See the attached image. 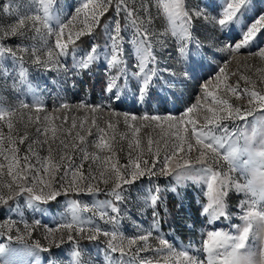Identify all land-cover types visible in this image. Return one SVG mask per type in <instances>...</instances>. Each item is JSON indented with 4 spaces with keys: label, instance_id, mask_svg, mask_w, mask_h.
<instances>
[{
    "label": "snow or ice",
    "instance_id": "1",
    "mask_svg": "<svg viewBox=\"0 0 264 264\" xmlns=\"http://www.w3.org/2000/svg\"><path fill=\"white\" fill-rule=\"evenodd\" d=\"M151 2L152 0H149L150 6ZM30 3L35 5L32 13L18 18L7 31L0 32V39L6 36L23 37L28 30L40 34L46 47L43 54L45 58L42 59L39 50L34 46L33 63L49 71H63L64 76L71 80L72 88L76 87L77 81L84 75L91 76L94 67L103 68L105 78L101 90L104 94L102 102L95 106L83 102L78 107H84L93 114H102L113 102L116 105L122 103L130 89L134 90L135 100L144 102L170 92L171 86L176 83L177 70L170 65L161 67V62L154 52L153 45L157 42L154 38L157 34L151 31L153 18L150 9L141 19L135 6L129 7L128 0H115V3L113 0H82L79 6L68 5L76 15L65 23L61 19L60 11L53 8L57 0H30ZM11 7L3 6V10L8 12ZM219 7L216 16L209 18L199 7L189 9L186 0H157V11L162 9L170 24V34L175 38L174 59L177 63L186 65L183 69L185 77L194 76L199 63L194 58L199 54V48L193 43L194 20L203 19L213 27L230 33L226 37L232 41L227 46L230 56L248 48L258 33L264 34V10H257L254 0H224ZM113 9L115 14L106 24L101 25L102 19ZM252 12L256 14L253 16ZM121 14L126 21L123 26L119 19ZM81 16L83 27L74 32L69 31L66 35L65 30L74 28V22ZM101 26L108 38L105 45L93 43L88 53L74 59L69 67L67 61L62 58L76 52L77 40L84 35H92L94 30ZM237 26L240 29V38L233 40V36L237 34ZM41 29L45 32L42 33ZM169 30H166L165 35ZM48 38L54 39L50 42ZM125 43L129 45L130 56L125 55ZM161 47H164V44H161ZM19 50L27 51L26 48ZM17 51L0 43V77L4 79L12 77L14 87L18 79L20 85L31 90L33 85L28 78V69L21 63L17 73L15 67H10L6 63L8 60H11L13 65L17 61L22 62L23 58L17 56ZM256 54L264 58V48L259 49ZM230 63V60L225 62L212 78L202 84L205 104L198 98L179 115L137 117L125 114L123 133L117 131V124L111 119L99 122L94 118L91 121L92 126L88 128L84 126L85 121L78 124L75 120L70 127L59 125L49 128L46 123L48 117H45L44 125L36 127L37 139L34 141L41 148L46 146L48 155L44 157L34 151L31 145L28 154L18 156L19 148L10 145L22 144L28 138L27 131L17 141L11 135L13 122L7 120L10 134L7 137L8 144L0 147V156L8 162L7 175L16 184V189H13L12 184L8 185V199H12L17 191L27 192L30 203L55 200L70 191L98 194L101 189L91 182L96 180L97 176H94L92 171L85 175L84 161L91 162L90 166L91 164L96 166L93 171L103 178L102 182L105 185L111 184L106 191L112 200L97 205L101 210V218L112 226L111 230L103 229L92 220L83 218L81 213L89 212L91 209L87 206L81 208L78 201H71L70 220L60 224L59 229L66 230V240L73 247L67 253L50 255L46 264H90V261L83 258L85 250L80 247V240L97 241L100 236L108 238L106 241L108 264H124V256L134 257L141 252L149 251L147 242L152 237V232L132 237L125 236L120 231V221L124 211L122 206H126L128 199L126 186L147 178L150 186L144 190L143 196L138 198L143 201L145 210L151 209L153 228L160 223L158 206L164 202L163 191L158 185L151 184L152 178L158 176H174L176 185L171 187L172 192H176L177 187L189 179L204 184L206 187L203 191L207 203L201 206V214L207 215L211 222L222 217L229 218L225 197L230 187L250 194V199L245 201L246 207L242 205V223L231 225L235 229L234 233L217 229L207 233L202 242V250L206 253L205 260L189 256L190 250L177 252L167 238L157 235L160 247L155 252L159 254L166 250L168 255L165 256V261L174 258L180 264H264V123H258L251 135L245 134L239 128L230 131L228 125L224 123L225 120H245L247 116L252 115L254 108L264 109V90H256L257 82L250 75L227 73L226 68ZM255 71L260 73V82L264 83V69ZM230 76L237 77L234 83L228 82ZM241 80L245 82L246 87H241ZM64 82L67 83V80ZM213 84L214 89L210 88ZM36 88H39V84ZM229 94L236 100H246L251 107L243 109L234 106L225 98ZM33 96L35 101L33 105L21 102L20 107L25 109L35 107L36 112H40L43 106L35 92ZM103 100H107L108 103H103ZM60 107L68 109L69 104L62 103ZM12 115L14 110H0V121ZM112 115H116L115 111H112ZM138 120L148 124L137 126L135 122ZM129 121L133 123L130 124ZM163 124H166V129ZM93 127L96 129L95 136L89 140L88 137L93 136ZM142 127L159 128L156 133L159 139L147 132L141 135ZM40 137L43 139H39ZM145 137L147 153L141 148ZM121 141H127L129 150L127 165H120L118 161L117 154L123 150ZM153 145H156L155 151ZM90 147L106 154L90 152ZM77 153L81 163H77ZM146 155L148 158H145ZM32 158H35V163ZM220 161L227 162L229 171L239 170L241 175H246L248 177L246 183H233L226 175L222 177L221 172L213 167L214 163ZM3 169L5 164L0 163V170ZM61 171L65 176L70 173L72 177L67 181L66 187L62 179L60 186H54V181ZM44 176H48L49 179L44 180ZM0 202H7L3 195H0ZM108 209L115 215L109 216ZM25 227L27 228V225ZM59 229L49 228L48 234L52 235ZM17 239L22 240L23 237ZM250 241L257 242V246L253 247ZM64 242L63 233L59 237V242L53 240L57 248ZM37 250L49 253L52 251L50 247L42 248L38 241L34 247L25 246L23 249H10L0 244V264H35ZM116 253L120 254L119 258L115 256ZM143 264H152V261L144 260Z\"/></svg>",
    "mask_w": 264,
    "mask_h": 264
},
{
    "label": "rangeland",
    "instance_id": "2",
    "mask_svg": "<svg viewBox=\"0 0 264 264\" xmlns=\"http://www.w3.org/2000/svg\"><path fill=\"white\" fill-rule=\"evenodd\" d=\"M114 1V0H113ZM82 0H57V4L53 6L54 10H59L61 19L66 23L76 13L73 9L68 8V5L79 6ZM115 3V2H114ZM157 0H152L151 6L149 0H128L129 7L135 6L137 14L141 16V19L147 15V12L151 11V31L156 33L154 38L157 42L154 43L153 49L161 62V67L173 66L177 70L176 83L171 86L170 92L156 96L151 100L144 102H138L134 99V90L130 89L127 93L126 99L119 105L114 102L110 108H106L103 113L93 114L84 107H78L83 102H87L93 106L99 105L103 99V93H98V98L93 101L87 98V94L83 91H88L89 79L85 76L81 80L77 81L76 87L72 88L71 80L64 76L63 71L57 72L55 70L49 71L45 68L38 67L33 63L32 51L33 47L39 50L42 59L46 47L43 42V38L40 34L28 30L25 36H6L0 39V43H3L7 47L13 48L17 51V56L22 57L23 60L17 61L15 65L11 60L6 61L10 67H15L16 72L19 71V65L22 63L23 67L28 69L29 80L32 82L33 88L30 90L27 87L20 85L19 80L16 81V86H13V78L9 77L4 79L0 77V110H14V115L6 117L4 121H0V147L8 144L7 137L10 134L7 128V120L13 122L14 128L11 133L13 137L18 141L25 131H27L28 138L24 142L17 143L16 145H10L12 147H18V156L23 157L28 154L29 145L32 146L34 151L39 152L41 157L47 156L48 152L45 148H41L39 144L34 143L36 137V127L43 126L44 118L48 117L47 126L49 128L59 125H65L70 127L73 120L78 124L81 121H85V128L91 127L92 119H97L99 122H103L111 119L112 122L117 124V131L119 133L125 132L124 115L128 116H143V115H179L188 106L199 98L201 103L205 104V99L202 96L203 88L202 84L212 78L218 68L223 66L225 62L231 61L226 68L227 73L238 72L245 76H251L254 81L257 82L256 90H264V83H261L260 73L255 71L256 69H264V58L259 57L256 53L259 49L264 48V34H257V37L253 40L248 48L241 49L239 53H232L231 56L228 52V45L232 43L231 40L226 39L230 33L221 31L218 27L206 23L203 19L194 20V27L192 35L194 37L193 43L199 48V54L194 58L199 62L196 68L194 76L191 78L183 75V69L186 65L177 63L174 59L176 48L175 38L170 34V24L167 17L163 15L162 9L158 12L156 8ZM224 3V0H186V6L191 9L193 7H199L202 11L208 14L209 18L215 17L217 11L220 10V5ZM11 5V9L8 12L3 10V6ZM254 5L257 10H264V0H254ZM35 5L30 3V0H0V32L7 31L18 18L32 13ZM115 14L113 9L111 16L106 19L103 24H106L109 19ZM252 12L251 15H255ZM83 17L74 22L75 27L66 29V35L69 31H76L82 24ZM122 26L126 23L123 14L119 17ZM102 24V25H103ZM166 30L167 35H165ZM239 26H237V34L233 36V40H238ZM44 33L45 30L41 29ZM131 30H129L130 34ZM87 37V45L75 46L76 52L68 57L62 58L67 61L69 67H71L74 59H79L86 55L90 49V45L93 43L96 45L104 46L107 41V35L103 26L99 30H94L92 35H84ZM83 36V37H84ZM51 42L54 38H48ZM164 44V47H161ZM125 55L130 56L129 45L125 43ZM71 47V45H70ZM191 47V45H190ZM26 48L27 51L19 50ZM195 51V49H192ZM131 63V60H129ZM246 65V66H245ZM94 69H100V73L103 74V81L105 73L103 68L94 67ZM94 72V71H93ZM93 77V76H92ZM167 78V77H166ZM237 79L236 76H230L229 83H234ZM67 80V83L64 81ZM39 84V88L36 85ZM101 84V81H98ZM241 87H246L243 80L240 81ZM80 86V87H79ZM87 87V88H86ZM223 87V84L221 85ZM214 89L215 84L210 86ZM35 94L39 97V102L43 106L40 112H36L35 107L31 109L21 108V102H27L30 105L34 104ZM174 93V95H173ZM229 102L234 106L242 107L243 109L250 108L246 100H236L234 96L229 94ZM62 103L69 104L68 109L60 107ZM103 103L107 104V100H103ZM112 111H115L116 115H112ZM65 117L67 121H65ZM132 124V121H129ZM137 126L141 124H148V122H135ZM163 123V122H162ZM225 124L228 125L229 130L233 131L237 128L245 132L247 135H251L254 127L258 123H264V109L254 108L252 115L246 117L245 120H225ZM103 126V125H102ZM166 129V124H163ZM93 136L88 137L92 140L95 136L96 129L93 127ZM159 128L153 129L152 127H142L141 135L145 132L151 133L153 137L159 139L156 133ZM51 133H49V136ZM110 139V136L108 137ZM39 139H43L40 137ZM145 140L142 143V150L147 153V143ZM242 143V141H241ZM122 151L117 154L120 165H127L129 162L127 141H121ZM156 145H153V151H155ZM90 152L97 151L93 148H89ZM98 155H104L97 151ZM163 155V151L161 152ZM195 156V153L192 154ZM77 163H81L79 160V153L76 154ZM145 158H148L147 155ZM33 163L36 162L35 158ZM0 163L5 164V169L0 170V195L5 197V202H0V244L6 245L10 249H23L25 246L34 247L38 241L43 247H50L51 253L37 250L35 257V264H46L47 258L53 254L67 253L73 245L66 240V230L59 229L60 224L68 222L70 220V202L78 201L81 208L87 206L91 211L82 212L81 215L85 219L92 220L97 226L111 230V225L106 224L104 219L101 218V210L97 208V205L103 201L112 200V197L107 193L106 189L111 187V184L105 185L102 182L98 173L93 171L96 167L91 162L84 161L83 171L85 175L92 171L97 179L91 181L94 185H98L101 191L96 193L74 192L70 191L67 194L57 197L55 200L47 202H29V194L27 192L18 193L14 195L12 199H8L9 188L8 185L12 184L13 189H16V184L13 183L12 178L7 175V163L4 161L3 156H0ZM23 163V161H21ZM213 167L221 172L222 177L227 176L233 183L244 184L246 183L247 176L241 175L239 170L229 171V165L226 161H220L214 163ZM15 172V169H13ZM71 174L67 176L61 171L54 181V186H60L61 179L63 185L67 186V181L71 179ZM44 180H48V176L43 177ZM152 185H158L163 191L164 202L158 206L160 212V223L153 228V215L151 209L145 210L143 201L138 197L143 196L144 190L150 186L147 178L136 181L135 184L126 186L128 188V199L126 206L121 215L120 231L122 234L128 237L135 236L137 234H146L152 232V237L147 242L150 247L149 251L141 252L138 256H124V264H143L144 260L152 261V264H180L174 258L169 261H165V256L168 255L167 251L157 254L156 249L160 247L157 239V235L164 236L168 239L173 248L179 252L181 250H190L189 256H195L198 260H205L206 253L202 250V242L206 238L207 233L214 229L227 230L235 232V229L231 225H240L242 223L241 216L242 205L246 207L245 201L250 199V194L245 192H239L234 187L228 189V194L225 197L226 209L229 213V218H221L218 221L211 222L207 215L201 214V206L207 203V197L204 195V184H198L191 179L185 181L177 187L176 192H172L170 189L176 185L174 176H158L153 177L151 180ZM190 208L199 215L200 226L195 229L193 225V216ZM108 215H115L110 209L107 210ZM27 225V228L25 227ZM54 231L52 235L48 234V229ZM65 235V242L60 245L59 248L55 246L53 240L59 242L61 234ZM11 237V239H9ZM17 237H23L22 240ZM108 238L100 236L97 241H90L88 239L80 240V247L85 250L84 260L90 261V264H108V255L106 253V241ZM253 247L257 246V242H252ZM127 251V249H126ZM115 256L119 258L120 254L116 253ZM31 259V258H30Z\"/></svg>",
    "mask_w": 264,
    "mask_h": 264
},
{
    "label": "trees",
    "instance_id": "3",
    "mask_svg": "<svg viewBox=\"0 0 264 264\" xmlns=\"http://www.w3.org/2000/svg\"><path fill=\"white\" fill-rule=\"evenodd\" d=\"M115 2V0L113 1V3ZM113 11V10H112ZM112 11H110L101 21V25L103 24V22L108 19V17L111 16V13ZM101 27H98L97 30H99ZM85 46L87 45V37L86 36H82L79 40L76 41V44L75 46ZM71 48V47H70ZM93 74L91 76L89 75H84L87 79H89L90 81V85H89V88L88 91H83L82 89V92H84V94H87L88 92V95H87V98L95 101L97 98H98V93L99 92H102V88H103V85H104V81H103V74L100 73V69H94L93 68ZM93 76V77H92ZM98 81H101V84H98ZM80 87V86H79ZM190 211H191V214L193 216V225L195 227V229H197L199 226H200V222H199V215H198V212L195 213L191 208H190Z\"/></svg>",
    "mask_w": 264,
    "mask_h": 264
}]
</instances>
